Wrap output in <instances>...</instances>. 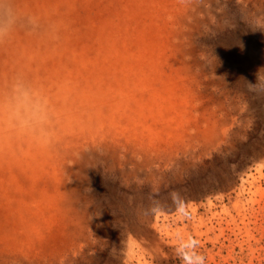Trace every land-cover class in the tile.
I'll return each instance as SVG.
<instances>
[{"label":"rangeland","instance_id":"obj_1","mask_svg":"<svg viewBox=\"0 0 264 264\" xmlns=\"http://www.w3.org/2000/svg\"><path fill=\"white\" fill-rule=\"evenodd\" d=\"M264 264V0H0V264Z\"/></svg>","mask_w":264,"mask_h":264},{"label":"clouds","instance_id":"obj_2","mask_svg":"<svg viewBox=\"0 0 264 264\" xmlns=\"http://www.w3.org/2000/svg\"><path fill=\"white\" fill-rule=\"evenodd\" d=\"M202 260H203V258L201 257V264H202Z\"/></svg>","mask_w":264,"mask_h":264}]
</instances>
